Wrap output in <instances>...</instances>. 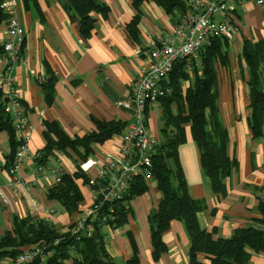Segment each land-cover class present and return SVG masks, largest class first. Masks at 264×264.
<instances>
[{
  "label": "crops",
  "instance_id": "0c3cea01",
  "mask_svg": "<svg viewBox=\"0 0 264 264\" xmlns=\"http://www.w3.org/2000/svg\"><path fill=\"white\" fill-rule=\"evenodd\" d=\"M99 1L110 8L108 18L93 14L95 27L85 37L78 17L64 6H70L67 0H20L18 16L25 36L21 58L12 68L14 90L7 94V107L14 100L20 102L31 140L24 161L15 170L16 156L15 167L9 170L4 166L11 153L9 135L0 132V238L13 230L15 218L40 219L62 232L82 218L84 209L91 205L90 179L98 175L99 168L85 173L89 183L77 181L84 197L79 211L69 213L58 202L49 200L47 192L57 184L56 178L64 173L73 175L77 165L57 152L47 167H37V155L46 144L43 123L58 122L70 136L78 137L96 130L94 119L134 123L132 112L118 104L130 96L139 71L147 65V55L159 47L162 39L174 38V28L188 13L191 0H182L184 8L173 15L165 13L155 1L143 2L140 10L134 7L133 0ZM137 15L139 33L134 39L128 25ZM232 15L241 32L231 42L221 39L222 56L214 63L219 113L229 133L228 151L238 163V168L226 179V194L211 192L190 125L186 126V141L178 152L191 196L206 204L205 210L197 215L199 225L214 238H229L237 229L260 220L258 206L261 200L264 202V125L263 135L255 139L249 124L251 72L243 51L245 41L264 42V9L252 1L234 0ZM6 21L0 24V47L9 38ZM262 65L260 80L264 83V60ZM8 66V58L0 52V90L3 91L6 88L1 80ZM51 75L57 83L54 101L48 105L39 79ZM182 85L186 90L189 82ZM184 110L187 114L186 105ZM162 118V105H149L148 126L158 144L163 139ZM122 135L123 132L95 146L88 159L103 164L108 157L119 155ZM83 162L78 163L80 169ZM147 186L146 193L132 201V212L125 225L118 228L107 225L101 229L109 255L116 264H125L135 253L141 264H190V239L180 221L171 222L164 234L167 251L158 261L153 259L149 216L158 208L161 193L155 181L148 180ZM28 247L31 246L24 249ZM200 259L211 264L205 255H200ZM7 261L10 260H0V264ZM250 264H264V253L253 255Z\"/></svg>",
  "mask_w": 264,
  "mask_h": 264
},
{
  "label": "trees",
  "instance_id": "16d2710c",
  "mask_svg": "<svg viewBox=\"0 0 264 264\" xmlns=\"http://www.w3.org/2000/svg\"><path fill=\"white\" fill-rule=\"evenodd\" d=\"M67 1L70 6H64L78 17L81 33L85 37L95 27L93 14L108 18L110 8L99 0ZM145 1L157 2L168 15L184 8L182 0H133L134 7L140 10ZM1 3L2 0L0 6ZM5 20L8 22L9 16L0 8V24ZM138 21L139 15L128 25V32L134 39H137L139 33ZM221 48V39H213L209 46L201 50L197 60L178 61L168 79L163 82V87L172 89V93L158 101L163 108V139L156 145L152 155L151 180L156 182L161 193L158 208L149 216L155 261L167 251L163 237L173 221L182 222L187 230L190 264H204L200 255H205L211 264H250L253 255L264 253V202L261 200L258 206L262 216L260 220L237 229L229 238H214L212 233L201 229L199 225L197 215L205 210L206 204L191 196L179 162V147L185 143L186 126L190 125L193 140L200 150L203 173L213 194H226V179L238 168L237 161L229 155V133L223 125L218 108V82L214 63L222 56ZM243 51L251 72L249 124L257 139L263 135L264 125V83L260 80L264 42L245 41ZM0 52H4V47H0ZM43 79L39 85L46 103L51 105L55 98L57 79L54 75ZM186 81L189 87L184 90L182 84ZM7 104L8 96L1 89L0 132L5 131L9 135L11 153L4 166L10 170L15 167L22 142L17 141L15 117L6 111ZM185 105L188 108L187 114ZM174 106L177 108L174 109ZM94 122L96 130L83 137L70 136L58 122L43 123L46 144L36 158L37 167H47L50 160L57 157V152L65 154L77 165L76 173L62 174L60 182L47 192L49 200L58 202L69 213L79 211L84 198L77 181L89 183L88 177L78 165L79 161H86L95 146L122 134L127 127V124L115 120L107 122L94 119ZM147 189V180L137 176L121 200L104 204L105 210L114 209V220L110 221V225L115 228L125 225L132 212V201L145 194ZM13 224V230L0 238V260L14 261L25 246L38 245L44 247L49 256L46 260L37 258L31 264H116L106 249V240L101 233L103 227H97L92 237H78L74 234L75 225L62 232L54 225L32 217L15 218ZM125 264H141L138 254L135 253Z\"/></svg>",
  "mask_w": 264,
  "mask_h": 264
},
{
  "label": "built area",
  "instance_id": "2783aa9c",
  "mask_svg": "<svg viewBox=\"0 0 264 264\" xmlns=\"http://www.w3.org/2000/svg\"><path fill=\"white\" fill-rule=\"evenodd\" d=\"M233 1L191 0L188 13L174 28V38L162 39L159 47L147 55V65L139 71L130 96L118 104L120 108L131 111L134 117V123L127 125L123 131L119 155L108 157L103 164L91 158L81 164L86 174L95 167L99 168V172L90 179L91 205L84 209L82 218L74 224V234L78 237H92L97 227L110 225V221L114 220V209L105 210L104 204L121 200L135 177L143 176L147 181L151 179L152 155L158 143L149 130L147 109L172 93V89L163 87V82L168 79L178 61L197 60L201 50L209 46L213 39L231 42L241 32L232 15ZM245 1H252L264 9V0ZM19 6L20 0H2L0 6L9 16L6 24L9 38L4 45L9 66L1 80L8 95L14 90L12 68L19 60L25 36V28L18 16ZM43 80L41 78L39 81ZM6 111L15 116L16 134L22 142L17 152V170L27 155L31 133L20 102L12 101ZM59 182L60 177H57L56 183ZM48 256L44 247L36 245L23 249L14 261L4 264H31L37 258L46 260Z\"/></svg>",
  "mask_w": 264,
  "mask_h": 264
},
{
  "label": "rangeland",
  "instance_id": "374dc122",
  "mask_svg": "<svg viewBox=\"0 0 264 264\" xmlns=\"http://www.w3.org/2000/svg\"><path fill=\"white\" fill-rule=\"evenodd\" d=\"M255 4H256V3H255ZM21 53H22V49H21ZM21 53H20V56H19V60H20V58H21ZM19 60H18V61H19ZM17 63H18V62H17ZM40 79H41V78H40ZM40 79H39V80H40ZM79 210H80V209H79ZM56 243H57V242H56Z\"/></svg>",
  "mask_w": 264,
  "mask_h": 264
}]
</instances>
